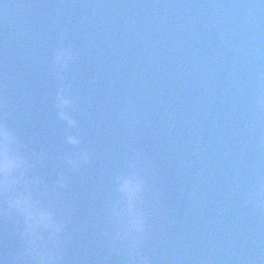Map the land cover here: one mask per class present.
Here are the masks:
<instances>
[{"label":"water","instance_id":"obj_1","mask_svg":"<svg viewBox=\"0 0 264 264\" xmlns=\"http://www.w3.org/2000/svg\"><path fill=\"white\" fill-rule=\"evenodd\" d=\"M65 46L76 130L56 109L51 56ZM0 118L37 199L63 214L60 264H264V208L248 202L264 187V0H0ZM80 150L73 172L60 158ZM136 157L139 256L114 242L110 212L127 210L118 180ZM23 233L0 196V264H35Z\"/></svg>","mask_w":264,"mask_h":264},{"label":"clouds","instance_id":"obj_2","mask_svg":"<svg viewBox=\"0 0 264 264\" xmlns=\"http://www.w3.org/2000/svg\"><path fill=\"white\" fill-rule=\"evenodd\" d=\"M75 60L76 52L70 46L56 48L51 56L53 70L61 84L56 95V109L60 119L72 130L79 127V122L73 118L72 113L79 111L80 105L78 97L65 83L64 73ZM123 118L128 123L135 122L131 109L124 113ZM66 141L77 148L83 143L75 131L66 136ZM60 159L75 172L82 164L89 162V154L86 150H80ZM138 165L139 157L133 158L129 163L130 172L118 180L121 203H127V210L122 209L119 204L110 208L112 223L116 228L114 242H129L131 251L137 256L147 231L148 220L147 213L140 207L145 186L138 174ZM32 167L33 161L26 155L17 135L9 127L7 120L0 118V196H8L10 214H17L24 219L23 234L27 239L28 257L35 264H60L63 257L59 244L65 231L63 214L58 213L55 207L45 204L43 199H37L36 186L40 183L39 179L31 182L26 179ZM58 186L67 187L66 177L61 176ZM248 202L254 208H264V187L253 188L248 194ZM141 264H148L147 258H143Z\"/></svg>","mask_w":264,"mask_h":264}]
</instances>
